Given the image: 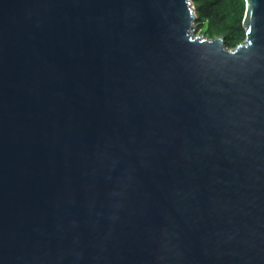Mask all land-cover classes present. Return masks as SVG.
Instances as JSON below:
<instances>
[{"label":"water","instance_id":"95a60500","mask_svg":"<svg viewBox=\"0 0 264 264\" xmlns=\"http://www.w3.org/2000/svg\"><path fill=\"white\" fill-rule=\"evenodd\" d=\"M244 41L193 0H0V264H264V0Z\"/></svg>","mask_w":264,"mask_h":264},{"label":"trees","instance_id":"16d2710c","mask_svg":"<svg viewBox=\"0 0 264 264\" xmlns=\"http://www.w3.org/2000/svg\"><path fill=\"white\" fill-rule=\"evenodd\" d=\"M197 33L205 38L221 37L228 48L245 39L244 0H193Z\"/></svg>","mask_w":264,"mask_h":264},{"label":"rangeland","instance_id":"374dc122","mask_svg":"<svg viewBox=\"0 0 264 264\" xmlns=\"http://www.w3.org/2000/svg\"><path fill=\"white\" fill-rule=\"evenodd\" d=\"M198 29H196V32H197Z\"/></svg>","mask_w":264,"mask_h":264}]
</instances>
